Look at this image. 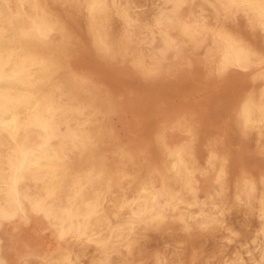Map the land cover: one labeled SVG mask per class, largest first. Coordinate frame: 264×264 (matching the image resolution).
<instances>
[{"label":"bare ground","instance_id":"6f19581e","mask_svg":"<svg viewBox=\"0 0 264 264\" xmlns=\"http://www.w3.org/2000/svg\"><path fill=\"white\" fill-rule=\"evenodd\" d=\"M174 1H176V0H174ZM172 2H173V0H172ZM182 2H184V1L182 0ZM195 2H196V0H195ZM219 2L223 3V6H222V4H221V6L224 7V9H222V8L220 9L218 7V4H220ZM191 5L192 4L184 3L181 11H183V13L185 14V18H186V21L188 23L189 28H191L194 32L199 33L198 35H200L201 33L205 32V29L203 28L202 23H200V22L198 23L196 20V17H195V11H198L197 8H199L200 4L196 8H194V6L197 4H195L194 6H191ZM248 5H250L255 11L254 12L255 16L254 17L252 16L254 18L253 24L255 26V29L263 31L262 35L259 37V36H256L255 34L252 35L251 33H248L247 35L241 34L240 31L239 32L233 31V30H231L233 28L227 29V28H225L224 25H222V27L225 28L226 31L215 32L217 35V37L215 38V42H216L215 49H213L212 52L210 50L211 54L208 52L211 55L210 56L211 58H209L210 64L208 65V67L216 66V69L218 71H221V70L228 68V67L231 68L232 66L233 67L234 66L240 67V68L252 67L254 69V71L252 73V77L255 80L257 78L258 80H261L263 82V84L260 87H257L256 89H254L250 93H247L243 97L239 106L236 104L238 106V116H239V118H237L236 120H238L239 125H241L242 128L244 129L243 131H245L246 128L248 129V127L254 128L258 124L264 123V66H263L264 65V0H216V3L213 4V6L210 5L208 8H206L208 10L205 13L207 16L206 21H208L209 19L213 20V21H217L218 19H221V16L223 17L224 15H226V12L229 11L228 9L231 8L232 6H240V8H241V6H243L242 8H244V6L246 7ZM165 8H166V5H165ZM162 9H164V8H162ZM232 10H233V8H232ZM246 12H247V10H246ZM63 13H66V15H69V16L74 15L76 17H77V15H80V17L86 23L84 26L86 29L84 40H85V44H87L88 46L90 44L89 48L91 49L93 54H94V52H101L107 57H116V56L119 57L120 56L123 58L125 56V58L126 57L128 58L131 66L139 71V74H140V72L143 74L150 73L151 66L153 67L152 64L155 62V61L153 62L154 57H152V55H151V53H153V52L148 53V51H146L147 53H145V54H139V52L132 54L133 53V51H132L133 47L132 48L130 47V49H129L130 43L133 44V41H135L137 38H140L139 37L140 36V30H139V27L137 26V22L140 20L141 15L135 11L133 5L128 3V0H115L113 2V4H111V5H107L105 0H0V229H3V233L0 232V264H27V262H29L30 260L32 262V260H34V259H39L40 264H78V260H79L80 256H82L84 254V249L88 245H93L95 250H96L95 251L97 254V256L95 255L96 256L95 257L96 263H93V264H109V262H104L103 257L108 256L110 254H113L112 251L114 249V246L117 245L116 243L120 240H123V239L125 240V238L130 234V232L133 231L134 226L137 225L138 223H141V222L147 223V224L151 223V225L152 224H158V223L160 224V222L164 221L165 219H166L165 221H168L167 219L171 218V219L180 220L181 223H183V225L185 227H188V229H187L188 231H189L190 225H192V224L199 225L202 227L217 225L220 222L221 214L223 213V208H221L222 206L221 205H220L221 207L214 206L213 203H215V202L213 201V203H212L213 206L208 204L209 206H211V210H206V208H205V206H203V204L196 202L197 201L196 195H193L192 193L189 192V186L190 185H186L185 184L186 182L183 180V178L186 177V175L188 176L189 174H192L193 172H195L197 170V167L195 166V164L193 163V161L191 159L192 152L190 154L189 149H188L189 147L191 148V146L188 145L189 146L188 148L184 146L186 144L171 146L170 149L168 148L169 150L167 151L168 152L167 157H166L165 162L163 161V163H157L155 161L143 162V161H140V158L137 159V158L131 156L133 154L128 155L125 153V155H124V152L121 150L120 147H116V149L114 147V149H115L114 153H116L117 156H119V157H121V156L124 157L123 160L125 162L124 161L123 162L125 164V167L121 171V173L119 172L120 169L118 168L119 173L118 172L116 173V171L114 169H112L113 166L111 167L109 165V162L103 156L106 154L102 155L101 151H103L105 149V145L108 142L110 143L111 138H113L114 136H110L111 133L108 134L105 132L106 127L104 126V124L102 122L103 112L101 110L102 105H104V104L101 105V102H103V101H101L102 99L100 100V98H101L100 94H96V95H99L100 97L95 96L94 91H93V86L88 81L84 80V78H82L83 76H81V75H80L81 77L79 75L77 76L76 75L77 73L74 74L71 70L67 69V67L69 65L67 63L68 62L67 59H69V57H68L69 54L66 55L67 54L68 41H67L66 35L64 34V32L66 30H64V32H62V28H61V26H59L60 21L58 18L59 16L62 17ZM234 14H237V13H234ZM245 15H246V13H245ZM248 15L250 16V14H248ZM69 16H67V17H69ZM236 16H238V15H236ZM226 18H227V16H226ZM234 18H237V17H234ZM63 20H65V18ZM222 20H224V19L222 18ZM245 20L243 21V23L245 22ZM141 22L143 23V21H141ZM172 22H174V21H172ZM78 23H79V21H78ZM83 23H81V24H83ZM204 23H205V21H204ZM218 23H220V22H218ZM232 23H233V21H232ZM62 24H63V22H62ZM143 24H141V25L143 26ZM162 24H164V23H162ZM223 24H224V22H223ZM171 25H173V24H171ZM238 25H241V24H238ZM157 26H159V25H157ZM80 28H81V26H80ZM159 28H161V27H159ZM174 29H175V27H174ZM208 29H210V28H208ZM239 29H241V28H239ZM245 29H247V28H245ZM242 31H243V29H242ZM160 32H158V33H160ZM168 32H169V30H168ZM146 33L147 32H145V34ZM259 34L260 33H258L257 35H259ZM181 35H183L182 32L179 33L178 31L172 30L171 34H169V36L167 37V43H171V45H172V42H174V41L176 43V40L178 39V37L179 38L182 37ZM192 35H194V33ZM198 35H196V36H198ZM73 36H74V34H73ZM155 36H157V35H155ZM53 38H55L56 41L54 42V40H53V42L50 44L47 40L53 39ZM78 38H80V36H78ZM81 39H82V37H81ZM189 39H191V38H189ZM202 39H205V38L203 37ZM75 40H77V38ZM143 40H144V38H143ZM213 40H212V44H213ZM186 41H187V39H186ZM196 41H197V39H196ZM198 41H197V43H198ZM79 43L81 46L82 41H79ZM161 43H162V41H161ZM163 43H164V40H163ZM184 43H185V41H184ZM143 45L147 46L144 43H143ZM76 46H77V44H76ZM198 46H200V45H198ZM73 47H71L70 49H72ZM152 47H150V48H152ZM147 48L148 47H146L145 50H147ZM202 48H203V46H202ZM189 50H192V49L190 48ZM80 51H82V50H80ZM161 51H163V50H161ZM161 51H160V53H164ZM178 52L179 51H176V53H178ZM184 52H185V50H184ZM79 53L80 52H78V54ZM73 54L70 56H73ZM81 54H82V52H81ZM158 55H159V53H158ZM185 55H186V53H185ZM185 55H183L184 56L183 58H185ZM200 56H202V55H200ZM156 58H157V56H156ZM158 58L160 59V57H158ZM194 58H195V55H194ZM205 58H207V57H205ZM163 59H161V60H163ZM180 59L181 58H178L177 60H180ZM84 60L85 59H83V61ZM105 60H107V59H105ZM111 60H112V58H111ZM117 60H118V58H117ZM128 60H127V62H128ZM181 60H180V62H181ZM196 60L198 61V59H196ZM71 61H75V59H73ZM169 61H171L170 58H169ZM111 62L109 60V64H111ZM69 63H70V61H69ZM115 63H117V62L114 61L112 64H115ZM161 63H162V61H161ZM175 63L176 62H174V64ZM205 63H206V61H205ZM73 64H74V62H73ZM89 64H91V63H89ZM95 64H96V62H95ZM98 64H100V63H98ZM192 64H193L192 66H194V63H192ZM66 65H67V67H66ZM84 65H85V63H84ZM119 65H120V61H119ZM100 66L102 67V65H100ZM111 66H110V68H111ZM156 66H157V64H156ZM164 66H165V64L162 65V67H164ZM122 67H123V64H122ZM184 67H186V66H184ZM198 67H200V66H198ZM84 68L86 69V67H84ZM106 68H107V66H106ZM106 68L104 69V71L106 70ZM167 68H169V71H171L170 73H172V75H174L172 70H170V66ZM69 69H70V67H69ZM98 69H99V67H98ZM180 69L181 68H179V70ZM186 69L188 70V67ZM88 70H89V67H88ZM116 70H115V72H116ZM125 70H126V67H125ZM125 70H123V71H125ZM177 70H178V68H177ZM187 70H184V72ZM169 71H168V73H169ZM175 71H176V69H175ZM190 71H191V69H190ZM190 71H187V72H190ZM205 71H206V69H205ZM201 72H203V71L201 70ZM91 73H92V71H91ZM177 73H179V71ZM210 73H211V71H210ZM228 73H229V71H228ZM94 74H91V75H94ZM118 74H117V76H118ZM128 74H130V73H128ZM131 74H132V72H131ZM198 74H199V72H198ZM91 75H90V77H91ZM103 75H104V72H103ZM106 75H107V73H106ZM176 75L178 76V74H176ZM181 75H183V74H180L179 77ZM167 76H169V75L167 74ZM104 77L105 76H103V78ZM149 77H151V76H149ZM162 77H164V76H162ZM169 77H172V76H169ZM137 78L138 77H136V79ZM140 78H141V76H140ZM186 78H187V76H186ZM193 78H194V76H193ZM227 78H229V76ZM113 79L115 80L116 78H113ZM151 79H152V77H151ZM206 79H207V77H206ZM211 79H212V77H211ZM133 80L131 82H135ZM152 80H151V82H152ZM195 80H196V78H195ZM235 80H236V78H235ZM103 82H105V81L101 80V83H103ZM108 83H111V82H108ZM112 83H114V82H112ZM138 83H139V81H138ZM182 83L181 84L184 85V81ZM205 83H206V81H205ZM211 83H213V81ZM93 84H95V83H93ZM132 84L134 85L135 83H132ZM216 84H218V83H216ZM98 85H100V84H98ZM102 85H100V86H102ZM106 85L107 84H105V86ZM125 85H126V83H125ZM160 85L163 86V84H161V83H160ZM205 85L203 83L204 87H205ZM222 85H224V84H222ZM148 86H150V85H147V87ZM172 86H175V85H171V87ZM197 86H199V84ZM225 86L223 88H225ZM233 86H234V84H233ZM236 86H238V85L236 84ZM171 87H170V90H171ZM175 87H176V89H178L177 86H175ZM187 87H189V86H187ZM138 88H140V87H138ZM154 88H157V87H154ZM158 88H160V87L158 86ZM252 88H254V87H252ZM110 89H112V88H110ZM193 89H196V87H194ZM211 89H215V88H211ZM178 90L181 91V89H178ZM184 90H185V85H184ZM187 90H189V89H187ZM220 90H222V89H220ZM127 91H128V89H127ZM134 91H137V90L135 89ZM241 91H243V89ZM103 92H104V94L106 92V90H104V88H103ZM164 92H166V91H164ZM196 92H194V93H196ZM233 92H234V90H233ZM108 93H110V92H108ZM108 93H107V95H108ZM213 93L214 92H212V94ZM223 93H225V90ZM101 95H102V93H101ZM114 95L116 96V94H114ZM118 95L119 94H117V96ZM126 95H127V92H126ZM166 95H167V93H166ZM189 95H190V93H189ZM233 95H234V93H233ZM233 95H231V96H233ZM181 96H183V95H181ZM217 96H218V94H217ZM220 96H222V95L220 94ZM127 97H129V96H127ZM124 98H123V100H125ZM224 98H226V97H224ZM111 99H112V97H111ZM130 99L126 103L130 102ZM135 99H136V97H135ZM135 99H134V101H135ZM192 99H194V98H192ZM211 99H213V98H211ZM214 99H216V98L214 97ZM121 100L119 102H121ZM167 100L164 99V101H167ZM236 100H235V102H236ZM138 101H140V100H138ZM178 101L182 102L183 100L181 101V99H178ZM108 102H109V100H108ZM113 102H114V100H113ZM219 102H221V100ZM135 103H136V101H135ZM194 103H196V102H194ZM209 103H211V101ZM138 104H139V102L136 103V105H138ZM176 104H179V103L176 102ZM191 104H193V102ZM215 104H216V102H215ZM226 104H227V102H226ZM226 104H225V106H226ZM180 105H182V104H180ZM202 105H203V103H202ZM110 106H112V105L110 104ZM120 106H121V104H120ZM120 106H119V109L121 111L122 108H120ZM131 106H133V103ZM163 106H164V104H163ZM174 106L175 105H173V107ZM228 106H230V105H228ZM237 106H236V109H237ZM121 107H123V105ZM198 107H199V105H198ZM205 107H206V105H205ZM135 108H137V107L135 106ZM222 108H223V106H222ZM127 109H128V107H127ZM140 109H141V107H140ZM125 110H124V112H125ZM132 110H133V108H132ZM137 110H139V109H137ZM162 110H164V109H162ZM165 110H166V112H167V110L169 111V109H165ZM198 110H200V109H198ZM208 110H210V109H208ZM228 110H229V108H228ZM179 111H180V109H179ZM189 111H190V109L187 111V113ZM224 111L225 110L223 109V112ZM232 111H234V109ZM235 111L237 112V110H235ZM137 112H140V111H137ZM144 112H145V110H144ZM166 112H162V113H166ZM170 112H167V114ZM184 112H186V111H184ZM202 112L203 111H201V113ZM116 113H117V111H116ZM149 113H151V111ZM113 114L117 115L114 112H113ZM119 114H121V112ZM153 114L154 113H152V115ZM184 114H182L181 116L183 117ZM146 115H147V113H146ZM149 115L150 116H148V117H152L151 114H149ZM178 115H180V114L178 113ZM209 115L211 117V113ZM213 115H214V113H213ZM226 115H227V113H226ZM110 116L112 117L111 114H110ZM166 116L168 117V115H166ZM181 116H180V119H181ZM186 116H189V115H185L184 117H186ZM120 117H122V115ZM218 117L221 118V116H218ZM137 119H138V117H137ZM140 119H143V118H141V116H140ZM207 119H209V116ZM177 120H179V119H177ZM186 120H188V119H186ZM221 120L222 119H220V123L222 122ZM190 121H189V123L191 124ZM143 122L141 121V123H143ZM137 123H138V121H137ZM174 123H175V125H180L181 122L179 123V121H178V122H174ZM109 124H111V121ZM113 124L115 125V123H113ZM217 124H219V121L216 123V125ZM156 125H158V124L156 123ZM228 125H229V123H228ZM136 126L138 127L139 125L136 124ZM185 126H183V127H185ZM233 126L234 125H232V127ZM113 127H115V126H113ZM165 127H167V126H165ZM185 128H187V127H185ZM214 128H215V126H214ZM237 128H238V126H237ZM262 128H264V127H262ZM113 129H115V128H113ZM155 129H157V128H155ZM161 129H163V128H161ZM180 129L182 130L184 128H180ZM203 129L205 130V128H203ZM208 129L209 128L207 127V130ZM255 129H256V127H255ZM259 129H260V127H259ZM184 130H186V129H184ZM184 130H182V131H184ZM229 130H230V128H229ZM114 131H116V130H114ZM158 131H159V129H158ZM163 131L165 132V128L163 129ZM211 131H212V129H211ZM243 131L241 130L242 133H243ZM171 132H173V131H171ZM203 132H205V131H203ZM246 132H247V130H246ZM114 133H116V132H114ZM118 133H119V131H118ZM159 133H160V131H159ZM205 133L208 134L207 132H205ZM214 133H216V132L214 131L213 135H214ZM227 133H229L228 130H227ZM198 134L201 135V133H198ZM206 134H205V136H206ZM231 134H233V133H231ZM253 134H254V131H253ZM256 134H257V132H256ZM256 134H255V136H256ZM213 135L210 134V136H212V137H213ZM262 135H264V134L262 133ZM262 135H261V137H262ZM201 136L203 137L204 133ZM214 136H217V135H214ZM223 136H222V139H223ZM246 136L248 137L249 135H246ZM251 136H250V139L252 140ZM152 137H153V135H152ZM231 137H232V135H231ZM257 137H259V136H257ZM122 138L126 141L125 137H122ZM193 138H197V137H195V135H194ZM123 139H122V141H123ZM136 139H137V137H136ZM147 139L149 140L148 137H147ZM151 139H153V138H151ZM172 139H173V137H172ZM202 139H203V141H205L204 138H201V140ZM227 139H225V140H227ZM238 139H239V137H238ZM246 139H248V138H246ZM250 139H249V141H250ZM114 140H112V141L116 142V140L115 141ZM118 140H119V138H118ZM131 141L132 140H130V142ZM134 141H135V138H134ZM144 141L146 142V140H144ZM162 141H164V140H162ZM166 141H168V140H166ZM203 141H202V143H203ZM127 142H128V140H127ZM171 142H173V141H171ZM215 142H217V141H215ZM219 142L217 144H219ZM229 142H230V140H229ZM255 142H253V143L256 144ZM262 142L263 141H259V143H262ZM238 143H239V141H238ZM123 144H125V143H123ZM131 144H134V142H132ZM206 144H209V141H208V143H206V141H205L204 146ZM229 144L231 145V144H233V142H231ZM121 145L122 144H120V146ZM129 145H130V143H129ZM129 145H128V148L131 147ZM256 145H258V144H256ZM198 146L199 145H197L196 147H198ZM220 146H222V145H220ZM226 146H227V143H226ZM243 146H245V144ZM132 147L134 148L135 145H133ZM137 147H139V146H137ZM153 148H154V146H153ZM157 148H158V145H157ZM243 148H241V149H243ZM247 148H249V147H247ZM250 148H252V147H250ZM253 148H255V147H253ZM263 148H264V146H263ZM217 149H219V148H217ZM223 149H226V148H223ZM236 149H237V147H236ZM130 150H132V149H130ZM135 150L137 152V149H135ZM165 151H166V149H165ZM228 151H230V150H228ZM129 152H131V151H129ZM142 152H146V150L142 151ZM147 153H148V151H147ZM201 154H203V153H201ZM211 154H212V152H211ZM254 154L256 155V153H254ZM136 155L140 156L139 154H136ZM205 155H206V153H205ZM207 155H208V153H207ZM230 155H231V153H230ZM250 155H252V154H250ZM113 156H115V155H113ZM195 156H197V155H195ZM201 156H200V158H202ZM235 156H236V154H235ZM256 156H260V155H256ZM225 158H226V155H225L224 159ZM234 158L236 159V157H234ZM237 158H238V156H237ZM195 159H196V157H195ZM206 159H209V158H206ZM206 159H205V161H206ZM201 160H203V159H200V161ZM242 160H243V158H242ZM118 161H119V163H121L120 159ZM208 161L210 162L212 160L210 159ZM243 161L245 162L246 160L244 159ZM262 161H264V160H262ZM262 161L257 160V162H260V163ZM224 162H225V160H224ZM226 162H227V160H226ZM208 164L209 163H207V165ZM245 164H246V162H245ZM213 165H215V164H213ZM118 166L119 165H117L116 167H118ZM215 166H213V169ZM219 166H218V169H220ZM200 167H202V166H200ZM120 168H122V167H120ZM203 168H205V167H203ZM226 168H227V166H226ZM206 169H208V167ZM236 170H238V169H236ZM231 171H233V170H231ZM235 171H233V172H235ZM241 171H243V170H241ZM244 171H246L245 168H244ZM217 173H218L217 175H219V177L221 175H223V173L221 172V169H220V171H217ZM237 173H236V175H237ZM252 173L253 172H251V174ZM228 174H229V171H228ZM246 174H248V173H246ZM226 176H227V174H226ZM248 176H249V174H248ZM253 176H256V175H253ZM253 176H251V177H253ZM234 177H236V176H234ZM122 178H123V180H121ZM216 178H215V180H216ZM224 178H226V177H224ZM240 178H238V179H240ZM193 179H195V177ZM196 180H198V179H196ZM122 181L125 184H123V183L121 184ZM216 181H218V180H216ZM227 181H228V178H227ZM231 181H230V183H231ZM253 181H254V179H253ZM214 183H217V182H214ZM220 183H222V181ZM249 183H250L249 178L244 177L241 180V182L238 184L239 185L238 186L239 193L236 192L237 190L235 188V190H236L235 192L237 194H239L235 199H238L239 196L240 197H246L247 200L248 199L249 200L257 199L256 201L259 202V204H260L259 208L258 207L257 208L260 210L261 216L264 218V183H261L258 186V188L255 186L257 189H254L252 186L249 185ZM255 183H257V181ZM231 184H233V182ZM257 184H259V183H257ZM252 185H253V183H252ZM191 187H195V186H193L191 184ZM197 189H198V187H197ZM219 189L220 190L217 193V196L220 193H222L221 191L223 188L220 187ZM225 189H226V187H225ZM117 192H118V194H117ZM224 192H226V191H224ZM212 193H216V192H212ZM198 196H199V194H198ZM222 197L227 198L229 196H227V197L222 196ZM219 198L220 197H218L217 199H219ZM208 200H210V199H208ZM238 200H241V198ZM250 203L252 205V202H250ZM239 205L240 204H238L237 207H240ZM242 205H244V204L242 203ZM245 205H247V204H245ZM254 206H255V204H254ZM112 207L114 209V210L112 209L114 212L112 213V211H110L111 212V214H110L108 211ZM250 207H252V206H250ZM229 208H230V206H229ZM209 209H210V207H209ZM227 211H228V209H227ZM236 211H238V210H236ZM236 211H235V213H237ZM251 213L252 212H250V214ZM246 214H247V212H246ZM258 214H259V212H258ZM240 215H242V214H240ZM251 215H250V218L253 216V215L252 216ZM229 216H230V214H229ZM236 216L238 217L239 215L237 214ZM243 216H245V215H243ZM113 218H115L118 221L116 224L113 223V221L115 220V219L113 220ZM171 219H169V220H171ZM252 219H253V217H252ZM234 220H236V219H234ZM256 220H257V218H256ZM242 222H244V221H242ZM260 222H262V221H260ZM175 223H173V224H175ZM27 224L29 226L27 229H25L24 226ZM240 224H241V222H240ZM256 224H253V225H256ZM140 225H142V224H140ZM183 225H181V226L183 227ZM155 226L153 228H155ZM223 226H224V224H223ZM243 226L244 225H242V227ZM251 227H253V226H251ZM256 227H258V229ZM256 227L255 228L257 230L255 231L256 232L255 236L252 237L253 240H251V241H253V244H255L256 246H258L260 243L259 241H261V245L259 246L260 252H261L260 257L261 256L264 257V220H263V223L261 225L256 226ZM8 228L10 229L11 232H9V231L4 232V230L8 229ZM172 228L173 227H171V229ZM161 229H162V227H161ZM171 229H168V230H171ZM239 229H240V227H239ZM134 230L136 231L135 228H134ZM172 230H174V229H172ZM176 230H177V228H176ZM178 230H180V229L178 228ZM159 231H160V229H159ZM221 231H222V229H221ZM232 231H233V227H232ZM46 232H47L46 237L49 236V238H47V240L44 241L42 237H43V234ZM160 232H162V231H160ZM166 232H167V230H166ZM133 233H135V232H133ZM140 233H142V231ZM150 233H151V231H150ZM183 233H186V232L183 231ZM225 233H226V231H225ZM147 234H149V232ZM172 236H169V237H172ZM185 236H186V234H185ZM147 237H149V236H147ZM173 238L174 237H172V239ZM239 238H241V237L239 236ZM142 239H144V238H142ZM145 239L147 240L149 238L145 237ZM199 239L200 238H198V240ZM242 239H244V238H242ZM69 240H74L75 243H76V241L79 242L80 247H78L77 250H74L73 248H72L73 250H71V248L64 247L63 244L68 242ZM175 240L177 241V239H175ZM170 241H171V239H170ZM183 241L185 242V240H183ZM141 242H144V241H141ZM171 242H173V241H171ZM166 243H167V240H166ZM166 243H164V244L166 245ZM193 243L195 244V242H193ZM134 244L136 246V243H134ZM229 244H230V242H229ZM125 245L127 246L126 243H125ZM128 245H130V243ZM174 245H172V246H174ZM142 246L143 245H141V247ZM145 246H147L146 243H145ZM199 246H200V244H199ZM94 248H92V249H94ZM204 248L205 247L203 246V249ZM233 248L231 246L232 250H233ZM88 249L89 248H87V250ZM119 249H120V247H119ZM211 249H214V248H211ZM137 250H139V249H137ZM157 250H155V252H157ZM237 250L240 251V249H237ZM237 250H235V251H237ZM255 250H256V247H255ZM151 251H149V252H151ZM204 251L208 252L209 250L208 251L204 250ZM235 251H233V252H235ZM145 252H146V250H145ZM186 252H187V250H186ZM218 252H219V250H218ZM228 252H229V250H228ZM87 253H90V252H87ZM117 253H119V252H117ZM117 253H115V254H117ZM140 253H141V251H140ZM160 253H163V252L160 251ZM185 253H184V255H185ZM201 253H202V251H201ZM209 253L210 252H208V254ZM122 254L120 255V257L122 256ZM218 254H221V253L219 252ZM237 255H235V256H237ZM112 256L114 257V255H112ZM141 256H142V254H141ZM93 257H94V255H93ZM132 257H133V255H132ZM148 257L149 256H147L145 258H148ZM155 257L156 256H154L153 258L155 259ZM215 257H217V256H215ZM233 257H234V255H233ZM109 258H111V257H109ZM159 258H157L158 263H160ZM174 258H175V256H174ZM174 258H172L170 261L173 260V262H174ZM227 258H229V257H227ZM151 259H152V257H151ZM154 259H152L151 261H153ZM207 259H208V257L206 258V260ZM218 259H220V258H218ZM116 260H118V259H116ZM139 260H142V259H139ZM145 260H147V259H145ZM160 260H161V258H160ZM224 260H226V259H224ZM80 261L82 262V260H79V262ZM113 261H115V260H113ZM135 261H137V260L135 259ZM207 261H209V260H207ZM217 261H219V260H217ZM197 262H198V259H197ZM242 262L240 263V258L237 257V264H242ZM154 263H157V262H154ZM191 263H193V261H191ZM29 264H33V263H29ZM140 264H142V263H140Z\"/></svg>","mask_w":264,"mask_h":264},{"label":"rangeland","instance_id":"374dc122","mask_svg":"<svg viewBox=\"0 0 264 264\" xmlns=\"http://www.w3.org/2000/svg\"><path fill=\"white\" fill-rule=\"evenodd\" d=\"M115 0H105V2H106V4L107 5H111V4H113V2H114ZM151 1V2H150ZM184 2H182V0H176V1H174L173 0V2H172V0H128V3L129 4H131V5H133V7H134V9H135V11L136 12H138L140 15H141V17H140V20L141 21H143V23L140 21H138L137 22V26L139 27V30H140V38H137L135 41H133V44L132 43H130V46H129V49H130V47L133 49H131L132 51H133V53L132 54H134V53H138L139 52V54H145V53H147L146 51H148V53H151V52H153V53H151V55H152V57H154V60H153V67L151 66V71H150V73H148V74H143V73H141L140 72V74H139V71L137 70V69H135V68H133L132 66H131V64H130V62H129V60H128V58L126 59L125 58V56L122 58V57H107V56H105L103 53H101V52H94V54H93V52L91 51V49L89 48L90 47V44H89V46L87 45V44H85V40H84V36H85V32H86V29H85V22L83 21V19L80 17V15H77V17L76 16H74V15H66V13H63L62 14V17H58L59 18V26H61V28H62V32H64V30H66L65 32H64V34L66 35V38H67V41H68V47H67V54L66 55H68V57H69V59H67V63L69 64H67L68 65V67H67V65H66V67H67V69L68 70H71L74 74H76L77 76L79 75H81V76H83L82 78H84V80H86V81H88L92 86H93V91H94V94H95V96H97V97H100L101 96V98H100V100L101 101H103V102H101V105L102 104H104V105H102V112H103V119H102V122H103V124H104V126L106 127V133H108V134H110V136H114L113 138H111V140H110V143L108 142L106 145H105V149L103 150V151H101V153H102V155L103 154H106V155H103L104 156V158L109 162V165L112 167V169H114L115 171H116V173L118 172V168L120 169V173H121V171L124 169V167H125V164H124V160H123V156H121V157H119V156H117V154L116 153H114V151H115V149H116V147H120L121 148V150L124 152V155H125V153L126 154H128V155H131V154H133V155H131V156H133V157H135V158H140V161H143V162H153V161H155V162H157V163H163V161L165 162V160H166V157H167V151L170 149V147L171 146H174V145H184V144H186V145H184L185 147H189V146H191V148L189 147L188 149H189V152H190V154H191V152H192V156H191V159H192V161H193V163L195 164V166L197 167V170L195 171V172H193L192 174H189L188 176L186 175V177H184L183 178V180L186 182L185 184L186 185H190L189 186V192L190 193H192L193 195H196V199H197V201L196 202H199V203H201V204H203V206H205V208H206V210H211V206H219V207H221V208H223V213L221 214V220H220V222L217 224V225H214V226H206V227H202V226H199V225H195V224H192V225H190V227H189V231L187 230L188 229V227H185L184 225H183V223H181V221L180 220H176V219H171V218H168L167 220L168 221H162V222H160V224L158 225V224H152L151 225V223H143V222H141V223H138L137 225H135L134 226V228L136 229V231L134 230V228H133V231H131L130 232V234L125 238V240L123 239V240H120V241H118L116 244L117 245H115L114 246V249H113V251H112V253L113 254H110V255H108V256H104L103 257V260H104V262H109V264H134L135 262V264H140V263H142V264H144L145 262V264H148L152 259H154L153 257L154 256H156L155 257V259L153 260V261H151L150 263L151 264H153L154 262H157L158 263V260H157V258H161V260H160V258H159V262L160 263H158V264H237V257H239L240 258V263L242 262V264L244 263V264H264V257H260V255H261V252H260V245H261V241H259L260 243H259V245L258 246H256L255 244H253V241H251V240H253V238L252 237H254L255 236V231L258 229V227H256V226H259V225H261L262 223H263V220H264V218L261 216V213H260V210L258 209L259 208V202H257L256 200L257 199H255V200H247V198L246 197H240L239 196V198L238 199H240L241 198V200H238V199H235L239 194H237V193H239V188H238V184L241 182V180L244 178V177H246V178H249L250 179V183H249V185L250 186H252L254 189H257L258 188V186L261 184V183H264V161H262V160H264V148H263V146H264V135H262V133L264 134V128H262V127H264V123H260V124H258L257 126H255L256 127V129H255V127L254 128H251V127H248V129L246 128L245 129V131H243L244 129L242 128V126L241 125H239V123H238V120H236L237 118H239V116H238V106H239V104H240V102L242 101V99H243V97L247 94V93H250L251 91H253L254 89H256L257 87H260L262 84H263V82L261 81V80H258L257 78H256V80L252 77V73H253V71H254V69L252 68V67H247V68H240V67H228V68H225V69H223V70H221V71H218L217 69H216V66H212V67H208V65L210 64V60H209V58H211L210 56V54H211V52H212V50L213 49H215V45H216V42H215V38L217 37V35H216V33L215 32H219V31H221V32H224V31H226V29L225 28H227V29H231V28H233V29H231V30H233V31H240V33L241 34H248V33H251L252 35H256V36H261L262 35V33H263V31H261V30H257V29H255V26H254V16H255V11H254V9L250 6V5H248V6H244V8H242L243 6H241V8H240V6H232L231 8H229L228 10L232 13H230L229 11H227L226 12V15H224L223 17L221 16V19H218L217 21H213V20H208V21H206L207 20V16H206V12H207V10L208 9H206V8H208L210 5H212L213 6V4H215L216 3V0H196V2H195V0H183ZM199 3H198V2ZM213 3H212V2ZM191 2V3H190ZM203 2V3H202ZM164 3V4H163ZM184 3H187V4H192L191 6H194L195 4H197V5H195L194 6V8H196L199 4V8H197V10L198 11H195V17H196V20H197V22L199 23H202V26H203V28L205 29V32L204 33H201L200 35H198L199 33H196V32H194L191 28H189V26H188V23H187V21H186V18H185V14L183 13V11H181L182 10V6H183V4ZM211 3V4H210ZM220 3V2H219ZM147 4V5H146ZM161 4V5H160ZM204 4V5H203ZM221 4H222V6H223V3L221 2L220 4H218V7L221 9H224V7H222L221 6ZM149 5V6H148ZM165 5H166V8H165ZM168 5V6H167ZM177 5V6H176ZM180 5V6H179ZM146 6V7H145ZM164 6V7H163ZM201 6V7H200ZM203 7V8H202ZM205 7V8H204ZM239 7V8H238ZM149 8V9H148ZM162 8H164V9H162ZM174 8V9H173ZM180 8V9H179ZM232 8H233V10H232ZM202 9V10H201ZM241 9V10H240ZM243 9V10H242ZM169 10V11H168ZM174 10V11H173ZM176 10V11H175ZM246 10H247V12H246ZM172 11V12H171ZM168 12V13H167ZM172 14H170V13ZM175 12V13H174ZM202 12V13H201ZM252 12V13H251ZM182 13V14H181ZM234 13H237V14H234ZM245 13H246V15H245ZM166 14V15H165ZM197 14V15H196ZM248 14H250V16L248 15ZM61 15V14H60ZM146 15V16H145ZM171 15V16H170ZM184 15V16H183ZM203 15V16H202ZM229 15V16H228ZM236 15H238V16H236ZM241 15V16H240ZM245 15V16H244ZM248 15V16H247ZM67 16H69V17H67ZM143 16V17H142ZM200 16V17H199ZM226 16H227V18H226ZM232 16V17H231ZM240 16V17H239ZM247 16V17H246ZM253 16V17H252ZM184 17V18H183ZM234 17H237V18H234ZM243 17V18H242ZM62 18V19H61ZM65 18V20H63ZM150 18V19H149ZM159 18V19H158ZM165 18V19H164ZM168 18V19H167ZM172 18V19H171ZM206 18V19H205ZM222 18L224 19V20H222ZM80 19V20H79ZM146 19V20H145ZM151 21H149V20ZM233 19V20H232ZM238 19V20H237ZM246 19V20H245ZM249 19V20H248ZM252 19V20H251ZM169 20V21H168ZM205 21V23H204V21ZM226 20V21H225ZM237 20V21H236ZM245 20V22L247 23H243V21ZM63 22V24H62V22ZM67 21V22H66ZM72 21V22H71ZM78 21H79V23H78ZM84 23H83V22ZM154 21V22H153ZM156 21V22H155ZM172 21H174V22H172ZM224 22V24H223V22ZM232 21H233V23H232ZM253 21V22H252ZM83 23V24H81V23ZM147 24H146V23ZM186 22V23H185ZM218 22H220V23H218ZM229 22V23H228ZM68 23V24H67ZM75 23V24H74ZM162 23H164V24H162ZM186 25H185V24ZM211 23V24H210ZM250 23V24H249ZM67 24V25H66ZM141 24H143V26L141 25ZM171 24H173V25H171ZM175 24V25H174ZM207 26H206V25ZM213 24V25H212ZM238 24H241V25H238ZM65 25V26H64ZM73 27H72V26ZM146 25V26H145ZM148 25V26H147ZM157 25H159V26H157ZM162 25V26H161ZM167 25V26H166ZM218 25V26H217ZM222 25H224L225 26V28H223L222 27ZM243 25V26H242ZM80 26H81V28H80ZM152 26V27H151ZM166 26V27H165ZM181 26V27H180ZM213 26V27H212ZM83 27V28H82ZM141 27V28H140ZM159 27H161V28H159ZM174 27H175V29H174ZM210 28V29H208V28ZM247 28V29H245V28ZM79 28V29H78ZM147 28V29H146ZM154 28V29H153ZM177 28V29H176ZM219 28V29H218ZM221 28V29H220ZM235 28V29H234ZM239 28H241V29H239ZM144 29V30H143ZM156 29V30H155ZM159 29V30H158ZM207 29V30H206ZM212 29V30H211ZM218 29V30H217ZM225 29V30H224ZM238 29V30H237ZM242 29H243V31H242ZM168 30H169V32H168ZM172 30H174V31H178L179 33H183V35H181L182 37L181 38H179L178 37V39L176 40V43H175V41L174 42H172V45H171V43H167V37L169 36V34H171V32H172ZM215 30V31H214ZM71 31V32H70ZM144 31V32H143ZM150 31V32H149ZM162 33H161V32ZM212 31V32H211ZM145 32H147L146 34H145ZM158 32H160V33H158ZM191 32V33H190ZM157 33V34H156ZM194 33V35H192ZM196 33V34H195ZM207 33V34H206ZM258 33H260L259 35H257ZM73 34H74V36H73ZM80 34V35H79ZM163 34V35H162ZM167 34V35H166ZM210 34V35H209ZM214 34V35H213ZM155 35H157V36H155ZM166 35V36H165ZM188 35V36H187ZM196 35H198V36H196ZM203 35V36H202ZM208 35V36H207ZM78 36H80V38H78ZM187 36V37H186ZM200 36V37H199ZM71 37V38H70ZM81 37H82V39H81ZM159 37V38H158ZM166 37V38H165ZM197 37V38H196ZM200 39H199V38ZM205 38V39H202V38ZM210 37V38H209ZM77 38V40H75ZM143 38H144V40H143ZM189 38H191V39H189ZM195 38V39H194ZM181 39V40H180ZM186 39H187V41H186ZM196 39H197V41H198V43H197V41H196ZM214 39V40H213ZM53 40H54V42L56 41L55 40V38H53V39H49V40H47L50 44L53 42ZM163 40H164V43H163ZM212 40H213V44H212ZM79 41H82V43H81V46H80V43H79ZM161 41H162V43H161ZM184 41H185V43H184ZM137 43V44H136ZM143 43L145 44V45H147V46H144L143 45ZM154 43V44H153ZM206 43V44H205ZM76 44H77V46H76ZM136 44V45H135ZM180 44V45H179ZM185 44V45H184ZM188 44V45H187ZM190 44V45H189ZM140 45V46H139ZM151 45V46H150ZM154 45V46H153ZM157 45V46H156ZM198 45H200V46H198ZM205 45V46H204ZM213 45V46H212ZM70 46V47H69ZM74 46V47H73ZM84 46V47H83ZM138 48H137V47ZM144 46V47H143ZM153 46V47H152ZM156 46V47H155ZM159 46V47H158ZM179 46V47H178ZM181 46V47H180ZM187 46V47H186ZM202 46H203V48H202ZM71 47H73L72 49H70ZM76 47V48H75ZM83 47V48H82ZM140 47V48H139ZM146 47H148L147 48V50H145L146 49ZM150 47H152V48H150ZM158 47V48H157ZM166 47V48H165ZM177 47V48H176ZM210 49H209V48ZM89 48V49H88ZM150 48V49H149ZM165 48V49H164ZM192 49V50H189V49ZM195 48V49H194ZM88 49V50H87ZM136 51H135V50ZM139 49V50H138ZM154 49V50H153ZM157 51H156V50ZM198 49V50H197ZM203 49V50H202ZM205 49V50H204ZM75 50V51H74ZM80 50H82V51H80ZM142 50V51H141ZM161 50H163V51H161ZM170 50V51H169ZM184 50H185V52H184ZM201 50V51H200ZM210 50H211V52H210ZM89 51V52H88ZM144 51V52H143ZM160 51L161 52H164V53H160ZM176 51H179L178 53H176ZM181 51V52H180ZM189 51V52H188ZM195 51V52H194ZM197 51V52H196ZM199 51V52H198ZM77 52V53H76ZM78 52H80L79 54H78ZM81 52H82V54H81ZM88 54H87V53ZM167 52V53H166ZM174 52V53H173ZM194 52V53H193ZM204 52V53H203ZM207 52V53H206ZM210 54H209V53ZM74 53V54H73ZM100 53V54H99ZM158 53H159V55H158ZM166 53V54H165ZM176 53V54H175ZM182 55H181V54ZM185 53H186V55H185ZM73 54V56H70V55H72ZM155 56H154V55ZM178 54V55H177ZM84 57H82V56ZM100 55V56H99ZM177 55V56H176ZM183 55H185V58H183L184 56ZM188 55V56H187ZM194 55H195V58H194ZM200 55H202V56H199ZM206 55V56H205ZM156 56H157V58H156ZM166 56V57H165ZM67 57V56H66ZM67 57V58H68ZM74 57V58H73ZM79 57V58H78ZM95 57V58H94ZM102 57V58H101ZM106 57V58H105ZM158 57H160V59L158 58ZM168 57V58H167ZM172 57V58H171ZM174 57V58H173ZM177 57V58H176ZM205 57H207V58H205ZM85 59L84 61H83V59ZM111 58H112V60H111ZM117 58H118V60H117ZM156 58V59H155ZM164 58V59H163ZM169 58L171 59V61H169ZM178 58H183L182 60H181V62H180V60H177ZM205 58V59H204ZM73 60V59H75V61H71V60ZM105 59H107V60H105ZM161 59H163V60H161ZM168 59V60H167ZM189 59V60H188ZM191 59V60H190ZM196 59H198V61L196 60ZM208 59V60H207ZM80 60V61H79ZM90 60V61H89ZM102 60V61H101ZM109 60H110V62H111V64H109ZM127 60H128V62H127ZM174 60V61H173ZM186 62H185V61ZM69 61H70V63H69ZM78 61V62H77ZM92 61V62H91ZM105 63H104V62ZM117 62V63H115V64H112L113 62ZM119 61H120V65H119ZM158 61V62H157ZM161 61H162V63H161ZM178 61V62H177ZM191 63H190V62ZM193 61V62H192ZM205 61H206V63H205ZM208 61V62H207ZM73 62H74V64H73ZM95 62H96V64H95ZM172 62V63H171ZM174 62H176L175 64H174ZM84 63H85V65H84ZM88 63V64H87ZM89 63H91V64H89ZM98 63H100V64H98ZM123 64V67H122V64ZM126 63V64H125ZM165 64V66L164 67H162V65H164ZM167 63V64H166ZM171 63V64H170ZM185 63V64H184ZM192 63H194V66H192L193 64ZM94 64V65H93ZM107 64V65H106ZM109 64V65H108ZM118 64V65H117ZM125 64V65H124ZM156 64H157V66H156ZM189 64V65H188ZM207 64V65H206ZM75 65V66H74ZM80 65V66H79ZM82 65V66H81ZM84 65V66H83ZM87 65V66H86ZM97 65V66H96ZM100 65H102V67L100 66ZM112 65V66H111ZM130 67H129V66ZM178 67H177V66ZM206 65V66H205ZM94 66V67H93ZM106 66H107V68H106ZM110 66H111V68L113 69H111L110 68ZM118 66V67H117ZM126 67V70H125V67ZM170 66V70H172V72H173V74L174 75H172V73H170L171 71H169V68H167V67H169ZM172 66V67H171ZM184 66H186V67H184ZM193 68H192V67ZM197 66V67H196ZM198 66H200V67H198ZM264 66V65H263ZM69 67H70V69H69ZM84 67H86V69L84 68ZM88 67H89V70H88ZM93 67V68H92ZM97 67V68H96ZM98 67H99V69H98ZM188 67V70L186 69ZM196 67V68H195ZM85 70H84V69ZM92 68V69H91ZM103 70H102V69ZM106 68V70L104 71V69ZM115 68V69H114ZM121 68V69H120ZM128 68V69H127ZM130 68V69H129ZM176 69V71L178 72L179 71V73H177L176 71H175V69ZM177 68H178V70H177ZM179 68H181L180 70H179ZM77 69V70H76ZM91 69V70H90ZM110 69V70H109ZM118 71H117V70ZM132 69V70H131ZM165 69V70H164ZM174 69V70H173ZM190 69H191V71H190ZM205 69H206V71H205ZM214 69V70H213ZM232 69V70H231ZM94 70V71H93ZM97 70V71H96ZM110 72H109V71ZM115 70H116V72H115ZM123 70H125V71H123ZM167 70V71H166ZM184 70H187V71H190V72H187V71H185L184 72ZM201 70L203 71V72H201ZM208 70V71H207ZM227 70V71H226ZM75 71V72H74ZM84 71V72H83ZM86 71V72H85ZM91 71H92V73H91ZM122 71V72H121ZM168 71H169V73H168ZM175 71V72H174ZM210 71H211V73H210ZM218 71V72H217ZM228 71H229V73H228ZM232 71V72H231ZM234 71V72H233ZM81 74H80V73ZM83 72V73H82ZM103 72H104V75H103ZM112 72V73H111ZM115 72V73H114ZM127 72V73H126ZM131 72H132V74H131ZM159 72V73H158ZM181 72V73H180ZM195 72V73H194ZM198 72H199V74H198ZM206 72V73H205ZM222 72V73H221ZM237 72V73H236ZM79 73V74H78ZM95 73V74H94ZM99 73V74H98ZM106 73H107V75H106ZM119 73V74H118ZM128 73H130V74H128ZM137 73V74H136ZM157 73V74H156ZM187 73V74H186ZM218 73V74H217ZM228 73V74H227ZM231 73V74H230ZM91 74H94V75H91ZM114 74V75H113ZM116 74V75H115ZM117 74H118V76H117ZM126 74V75H125ZM160 74V75H159ZM167 74L169 75V76H172V77H169V76H167ZM176 74H178V76L176 75ZM180 74H183V75H181L180 77H179V75ZM191 76H189V75ZM196 74V75H195ZM230 74V75H229ZM239 74V75H238ZM90 75H91V77H90ZM101 75V76H100ZM145 75V76H144ZM147 75V76H146ZM194 76V78H193V76ZM216 75V76H215ZM222 75V76H221ZM224 75V76H223ZM235 75V76H234ZM239 77H238V76ZM80 76V77H81ZM98 76V77H97ZM103 76H105L104 78H103ZM111 76V77H110ZM140 76H141V78L143 79H141L140 78ZM144 76V77H143ZM149 76H151L152 77V79H151V77H149ZM162 76H164V77H162ZM166 76V77H165ZM183 76V77H182ZM186 76H187V78H186ZM200 78H199V77ZM229 76V78H227ZM233 76V77H232ZM136 77H138L137 79H136ZM159 77V78H158ZM178 77V78H177ZM202 77V78H201ZM206 77H207V79H206ZM211 77H212V79H211ZM221 77V78H220ZM100 78V79H99ZM112 80H111V79ZM113 78H116L115 80L113 79ZM129 78V79H128ZM147 78V79H146ZM185 78V79H184ZM195 78H196V80H195ZM223 78V79H222ZM235 78H236V80H235ZM95 79V80H94ZM105 79V80H104ZM110 79V80H109ZM134 79V80H133ZM140 79V80H139ZM160 79V80H159ZM190 79V80H189ZM214 79V80H213ZM217 79V80H216ZM229 79V80H228ZM99 80V81H98ZM101 80L102 81H105V82H103V83H101ZM114 80V81H113ZM135 81V82H131V81ZM151 80H152V82H151ZM163 80V81H162ZM182 80V81H181ZM186 80V81H185ZM195 80V81H194ZM233 80V81H232ZM114 82V83H108V82ZM116 81V82H115ZM118 81V82H117ZM121 81V82H120ZM128 81V82H127ZM138 81H139V83H138ZM147 81V82H146ZM177 81V82H176ZM181 81V82H180ZM184 81V85H185V90H184V85H182L183 82ZM204 81V82H203ZM205 81H206V83H205ZM213 81V83L215 84H213V83H211ZM219 81V82H218ZM230 81V82H229ZM145 82V83H144ZM149 82V83H148ZM158 82V83H157ZM163 82V83H162ZM186 82V83H185ZM194 84H193V83ZM202 82V83H201ZM246 82V83H245ZM248 82V83H247ZM258 82V83H257ZM262 82V83H261ZM93 83H95V84H93ZM97 83V84H96ZM125 83H126V85H125ZM131 85H130V84ZM132 83H135L134 85L132 84ZM144 83V84H143ZM160 83L161 84H163V86L162 85H160ZM182 83V84H181ZM203 83H204V85H205V87L203 86ZM209 83V84H208ZM216 83H218V84H216ZM228 83V84H227ZM231 83V84H230ZM238 85V86H236V84ZM98 84H100V85H102V86H100V85H98ZM105 84H107L106 86H105ZM128 84V85H127ZM138 84V85H137ZM146 84V85H145ZM157 84V85H156ZM169 84V85H168ZM189 84V85H188ZM192 84V85H191ZM199 84V86H197ZM208 84V85H207ZM222 84H224V85H222ZM227 84V85H226ZM233 84H234V86H233ZM244 84V85H243ZM246 84V85H245ZM111 85V86H110ZM122 85V86H121ZM133 85V86H132ZM143 85V86H142ZM147 85H150V86H148L147 87ZM168 85V86H167ZM171 85H175V86H177V88L178 89H181V91L180 90H178V89H176V87L175 86H172L171 87ZM181 85V86H180ZM189 86V87H187V86ZM191 85V86H190ZM219 85V86H218ZM226 85V86H225ZM100 86V87H99ZM110 88H112V89H110ZM127 86V87H126ZM129 86V87H128ZM145 86V87H144ZM158 86L160 87V88H158ZM162 86V87H161ZM202 86V87H201ZM225 86V88H223ZM236 86V87H235ZM241 86V87H240ZM102 87V88H101ZM138 87H140V88H138ZM144 87V88H143ZM154 87H157V88H154ZM170 87H171V90H170ZM194 87H196V89H193ZM217 87V88H216ZM234 87V88H233ZM252 87H254V88H252ZM98 88V89H97ZM103 88H104V90H106V92H105V94H104V92H103ZM143 88V89H142ZM150 88V89H149ZM173 88V89H172ZM211 88H215V89H211ZM222 89V90H220V89ZM233 88V89H232ZM238 88V89H237ZM109 91H108V90ZM127 89H128V91H127ZM133 91H132V90ZM137 90V91H134V90ZM166 89V90H165ZM187 89H189V90H187ZM219 89V90H218ZM227 89V90H226ZM243 89V91H241ZM120 92H119V91ZM143 90V91H142ZM161 90V91H160ZM184 90V91H183ZM187 90V91H186ZM224 90H225V93H223L224 92ZM233 90H234V92H233ZM239 90V91H238ZM164 91H166V92H164ZM176 91V92H175ZM197 91V92H196ZM229 91V92H228ZM249 91V92H248ZM108 92H110V93H108ZM113 92V93H112ZM126 92H127V95H126ZM132 92V93H131ZM178 92V93H177ZM188 92V93H187ZM194 92H196V93H194ZM212 92H214L213 94H212ZM101 93H102V95H101ZM107 93H108V95H107ZM161 93V94H160ZM166 93H167V95H166ZM170 93V94H169ZM177 93V94H176ZM189 93H190V95H189ZM198 93V94H197ZM207 93V94H206ZM223 93V94H222ZM233 93H234V95H233ZM241 93V94H240ZM243 93V94H242ZM96 94H100V96L99 95H96ZM114 94H116V96L114 95ZM117 94H119L118 96H117ZM129 94V95H128ZM192 94V95H191ZM217 94H218V96H217ZM220 94L222 95V96H220ZM111 95V96H110ZM132 95V96H131ZM165 95V96H164ZM181 95H183V96H181ZM187 95V96H186ZM211 95V96H210ZM231 95H233V96H231ZM127 96H129V97H127ZM200 96V97H199ZM217 96V97H216ZM111 97H112V99L114 100V102H113V100L111 99ZM119 97V98H118ZM125 97V98H124ZM135 97H136V99H135ZM171 97V98H170ZM188 99H187V98ZM197 97V98H196ZM214 97L216 98V99H214ZM224 97H226V98H224ZM115 98V99H114ZM123 98L125 99V100H123ZM131 98V99H130ZM181 99V101L182 102H180V101H178V99ZM186 98V99H185ZM192 98H194V99H192ZM202 98V99H201ZM210 98V99H209ZM211 98H213V99H211ZM123 101H122V100ZM127 99V100H126ZM129 99H130V102H128V103H126L127 101H129ZM134 99H135V101H136V103L137 102H139V104L138 105H136V103H135V101H134ZM164 99H168L167 101H164ZM171 99V100H170ZM237 99V100H236ZM108 100H109V102H108ZM121 100V102H119ZM138 100H142L141 102L140 101H138ZM221 100V102H219ZM223 100V101H222ZM235 100H236V102H235ZM239 100V101H238ZM125 101V102H124ZM170 101V102H169ZM211 101V103H209ZM238 101V102H237ZM133 103V106H131L132 105V103ZM165 102V103H164ZM176 102L177 103H179V104H176ZM193 102V104H191ZM194 102H196V103H194ZM200 102V103H199ZM208 102V103H207ZM215 102H216V104H215ZM226 102H227V104H226ZM115 103V104H114ZM124 103V104H123ZM142 105H141V104ZM199 103V104H198ZM202 103H203V105H202ZM213 103V104H212ZM220 103V104H219ZM110 104L113 106H110ZM120 104H121V106L123 105V107H121L120 106ZM130 104V105H129ZM163 104H164V106H163ZM180 104H182V105H180ZM184 104V105H183ZM189 104V105H188ZM210 104V105H209ZM215 104V105H214ZM224 104V105H223ZM225 104H226V106H225ZM238 106H237V105ZM127 105V106H126ZM129 105V106H128ZM173 105H175L174 107H173ZM198 105H199V107H198ZM205 105H206V107H205ZM208 105V106H207ZM212 105V106H211ZM228 105H230V106H228ZM106 106V107H105ZM116 106V107H115ZM119 106H120V108H122L121 109V111H120V109H119ZM135 106L137 107V108H135ZM139 106V107H138ZM211 106V107H210ZM222 106H223V108H222ZM232 106V107H231ZM236 106H237V109H236ZM105 107V108H104ZM127 107H128V109H127ZM140 107H141V109H140ZM143 107V108H142ZM169 107V108H168ZM172 107V108H171ZM191 107V108H190ZM209 107V108H208ZM132 108H133V110H132ZM159 108V109H158ZM164 109V110H162V109ZM189 110L190 109V111L187 113V109ZM195 108V109H194ZM210 109V110H208V109ZM220 108V109H219ZM228 108H229V110H228ZM234 109V111H232L233 109ZM119 109V110H118ZM126 109V110H125ZM137 109H139V110H137ZM145 110V112H144V110ZM165 109H169V111L167 110V112H170L171 110V112L170 113H168L167 114V112H166V110ZM179 109H180V111H179ZM192 109V110H191ZM198 109H200V110H198ZM209 111H207V110ZM215 109V110H214ZM217 109V110H216ZM223 109L225 110L224 112H223ZM110 110V111H109ZM124 110H125V112H124ZM128 110V111H127ZM142 110V111H141ZM156 110V111H155ZM158 110V111H157ZM162 110V111H161ZM213 112H212V111ZM220 110V111H219ZM235 110H237V112L235 111ZM115 113V114H117V115H114L113 114V112ZM116 111H117V113H116ZM123 111V112H122ZM137 111H140V112H137ZM151 111V113H149ZM184 111H186V112H184ZM201 111H203L202 113H201ZM121 112V114H119V113ZM142 112V113H141ZM162 112H166V113H162ZM197 112V113H196ZM200 112V113H199ZM219 112V113H218ZM230 112V113H229ZM132 113V114H131ZM146 113H147V115H146ZM152 113H154L153 115H152ZM157 113V114H156ZM175 115H174V114ZM178 113L180 114V115H178ZM185 113V114H184ZM187 113V114H186ZM211 113V117H210V114ZM213 113H214V115H213ZM226 113H227V115H226ZM229 113V114H228ZM110 114L112 115V117L110 116ZM119 114V115H118ZM149 114H151V116L152 117H148V116H150ZM182 114H184L183 115V117L181 116ZM191 114V115H190ZM199 114V115H198ZM208 114V115H207ZM122 115V117H120ZM132 115V116H131ZM135 115V116H134ZM137 115V116H136ZM139 115V116H138ZM166 115H168V117L166 116ZM185 115H189V116H186V117H184ZM195 115V116H194ZM204 115V116H203ZM225 115V116H224ZM237 115V116H236ZM116 116V117H115ZM140 116H141V118H143V119H140ZM180 116H181V119H180ZM197 116V117H196ZM208 116H209V119H207L208 118ZM216 116V117H215ZM218 116H221V118L220 117H218ZM234 116V117H233ZM236 116V117H235ZM110 117V118H109ZM119 117V118H118ZM136 117V118H135ZM137 117H138V119H137ZM156 117V118H155ZM189 117V118H188ZM224 117V118H223ZM105 118V119H104ZM117 118V119H116ZM121 118V119H120ZM133 118V119H132ZM135 118V119H134ZM146 118V119H145ZM149 118V119H148ZM152 118V119H151ZM175 118V119H174ZM179 119V120H177V119ZM214 118V119H213ZM110 119V120H109ZM119 119V120H118ZM137 119V120H136ZM158 119V120H157ZM164 119V120H163ZM186 119H188V120H186ZM192 119V120H191ZM218 119V120H217ZM220 119H222L221 121V123H220ZM225 119V120H224ZM231 119V120H230ZM233 119V120H232ZM105 122H104V121ZM114 120V121H113ZM116 120V121H115ZM168 120V121H167ZM191 120V121H190ZM204 120V121H203ZM207 120V121H206ZM110 121H111V124H109L110 123ZM137 121H138V123H137ZM141 121L143 122V123H141ZM164 121V122H163ZM173 121V122H172ZM179 121V123H180V125H175V123L174 122H178ZM185 121V122H184ZM189 121L191 122V124L189 123ZM194 121V122H193ZM214 121V122H213ZM219 121V124H217L216 125V123ZM224 121V122H223ZM230 121V122H229ZM98 122V121H97ZM160 122V123H159ZM193 122V123H192ZM213 122V123H212ZM113 123H115V125L113 124ZM150 123V124H149ZM156 123L158 124V125H156ZM164 123V124H163ZM205 123V124H204ZM208 123V124H207ZM228 123H229V125H228ZM235 123V124H234ZM113 124V125H112ZM136 124H138L139 126L137 127L136 126ZM154 124V125H153ZM173 124V125H172ZM204 124V125H203ZM212 124V125H211ZM263 124V125H262ZM113 127V126H115V127H113V128H115V129H113L111 126ZM147 125V126H146ZM186 125V126H185ZM202 127H201V126ZM232 125H234L233 127H232ZM236 125V126H235ZM141 126V127H140ZM150 128H149V127ZM165 126H167V127H165ZM183 126H185V127H187V128H185V127H183ZM201 128H200V127ZM211 126V127H210ZM214 126H215V128H214ZM237 126H238V128L240 129H238L237 128ZM240 126V127H239ZM145 127V128H144ZM198 127V128H197ZM207 127L209 128L208 130H207ZM236 127V128H235ZM259 127H260V129H259ZM112 128V129H111ZM148 128V129H147ZM155 128H157V129H155ZM161 128H165V132L163 131V129H161ZM180 128H184V129H186V130H184V129H182V130H184V131H182ZM203 128H205V130L203 129ZM229 128H230V130H229ZM233 128V129H232ZM127 129V130H126ZM158 129H159V131H160V133H159V131H158ZM171 129V130H170ZM211 129H212V131H211ZM228 130V132L229 133H227V130ZM232 129V130H231ZM113 130V131H112ZM114 130H116V131H114ZM119 131V133H118V131ZM141 130V131H140ZM144 130V131H143ZM162 130V131H161ZM169 130V131H168ZM175 130V131H174ZM207 130V131H206ZM216 132V133H214V135H217V136H214L213 135V132L214 131ZM241 130L243 131V133L241 132ZM246 130H247V132H246ZM254 131V134H253V131ZM257 130V131H256ZM259 130V131H258ZM262 130V131H261ZM108 131V132H107ZM125 131V132H124ZM152 133H151V132ZM171 131H173V132H171ZM181 131V132H180ZM186 131V132H185ZM200 131V132H199ZM203 131H205V132H207L208 134H206L205 132H203ZM211 133H210V132ZM221 131V132H220ZM251 131V132H250ZM113 132V133H112ZM114 132H116V133H114ZM144 132V133H143ZM197 132V133H196ZM226 132V133H225ZM233 133V134H231V133ZM235 132V133H234ZM246 132V133H245ZM256 132H257V134H256ZM262 132V133H261ZM125 133V134H124ZM140 133V134H139ZM151 133V134H150ZM167 135H166V134ZM169 133V134H168ZM177 133V134H176ZM187 135H186V134ZM196 133V134H195ZM198 133H201V135H203V133H204V136L202 137L200 134H198ZM211 135H213V137L212 136H210V134ZM218 133V134H217ZM221 133V134H220ZM237 133V134H236ZM242 133V134H241ZM259 133V134H258ZM114 134V135H113ZM122 134V135H121ZM182 134V135H181ZM189 134V135H188ZM205 134H206V136H205ZM221 136H220V135ZM255 134H256V136H255ZM124 135V136H123ZM143 135V136H142ZM152 135H153V137H152ZM163 135V136H162ZM166 135V136H165ZM194 135H195V137H197V138H193L194 137ZM219 135V136H218ZM224 135V136H223ZM230 135V136H229ZM231 135H232V137H231ZM242 135V136H241ZM246 135H249L248 137L246 136ZM252 135V136H251ZM261 135H262V137H261ZM141 136V137H140ZM183 136V137H182ZM185 136V137H184ZM188 136V137H187ZM209 136V137H208ZM222 136H223V139H222ZM235 136V137H234ZM246 136V137H245ZM250 136L252 137V140L250 139ZM257 136H259V137H257ZM122 137H125V139H126V141L122 138ZM128 137V138H127ZM136 137H137V139H136ZM144 139H143V138ZM146 137V138H145ZM147 137L149 138V140L147 139ZM172 137H173V139H172ZM183 139H182V138ZM212 137V138H211ZM218 137V138H217ZM230 137V138H229ZM238 137H239V139H238ZM118 138H119V140H118ZM134 138H135V141H134ZM151 138H153V139H151ZM181 138V139H180ZM185 138V139H184ZM193 138V139H192ZM201 138H204V140L206 141V143H208V141H209V144H206L205 146H204V144H205V141H203V139L201 140ZM210 138V139H209ZM215 140H214V139ZM220 138V139H219ZM228 138V139H227ZM246 138H248V139H246ZM116 140V142H113L112 140ZM122 139H123V141H122ZM172 139V140H171ZM222 139V140H221ZM225 139H227V140H225ZM232 139V140H231ZM249 139H250V141H249ZM114 140V141H115ZM127 140H128V142H127ZM130 140H132L131 142H130ZM141 140V141H140ZM144 140H146V142L144 141ZM160 140V141H159ZM162 140H164V141H162ZM166 140H168V141H166ZM176 140V141H175ZM188 140V141H187ZM211 140V141H210ZM229 140H230V142H229ZM239 141V143H238V141ZM248 140V141H247ZM119 141V142H118ZM160 143H159V142ZM162 141V142H161ZM171 141H173V142H171ZM180 141V142H179ZM202 141H203V143H202ZM215 141H217V142H215ZM220 141V142H219ZM236 141V142H235ZM244 141V142H243ZM256 141V142H255ZM259 141H263L262 143H259ZM118 142V143H117ZM132 142H134V144H131ZM141 142V143H140ZM151 142V143H150ZM219 142V144H217ZM224 142V143H223ZM231 142H233V144H229V143H231ZM235 142V143H234ZM243 142V143H242ZM253 142H255L256 144H258V145H256V144H254ZM258 142V143H257ZM123 143H125V144H123ZM129 143H130V145H129ZM143 143V144H142ZM155 143V144H154ZM193 145H191V144ZM198 143V144H197ZM213 143V144H212ZM223 143V144H222ZM226 143H227V146H226ZM114 144V145H113ZM120 144H122L121 146H120ZM129 146H131V147H129L128 148V145ZM154 144V145H153ZM158 145V148H157V145ZM170 144V145H169ZM215 144V145H214ZM242 144V145H241ZM245 144V146H243ZM250 144V145H249ZM262 146H261V145ZM118 145V146H117ZM133 145H135V147L133 148L132 146ZM142 147H141V146ZM148 145V146H147ZM189 145V146H188ZM197 145H199L198 147H196ZM220 145H222V146H220ZM225 145V146H224ZM233 145V146H232ZM236 145V146H235ZM248 145V146H247ZM252 145V146H251ZM260 145V146H259ZM137 146H139V147H137ZM147 146V147H146ZM153 146H154V148H153ZM169 146V147H168ZM257 146V147H256ZM114 147H115V149H114ZM124 147V148H123ZM149 147V148H148ZM196 149H195V148ZM201 147V148H200ZM207 147V148H206ZM219 148V149H217V148ZM228 147V148H227ZM236 147H237V149H236ZM244 147V148H243ZM247 147H249V148H247ZM250 147H255V148H250ZM128 148V149H127ZM147 148V149H146ZM169 148V149H168ZM200 148V149H199ZM223 148H226V149H223ZM241 148H243V149H241ZM126 149V150H125ZM130 149H132V150H130ZM135 149H137V152H136V150ZM143 149V150H142ZM157 149V150H156ZM162 149V150H161ZM165 149H166V151H165ZM206 151H205V150ZM208 149V150H207ZM222 151H221V150ZM110 150V151H109ZM134 150V151H133ZM139 150V151H138ZM146 150V152H142V151H145ZM227 152H226V151ZM228 150H230V151H228ZM241 150V151H240ZM243 150V151H242ZM245 150V151H244ZM253 150V151H252ZM255 150V151H254ZM129 151H131V152H129ZM141 151V152H140ZM147 151H148V153H147ZM197 151V152H196ZM221 151V152H220ZM232 151V152H231ZM113 152V153H112ZM157 152V153H156ZM210 152V153H209ZM211 152H212V154H211ZM235 152V153H234ZM258 152V153H257ZM144 153V154H143ZM198 153V154H197ZM201 153H203V154H201ZM205 153H206V155H205ZM207 153H208V155H207ZM230 153H231V155H230ZM249 153V154H248ZM254 153H256V155H260V156H256ZM136 154H139L140 156H138V155H136ZM235 154H236V156H235ZM242 154V155H241ZM250 154H252V155H250ZM262 154V155H261ZM113 155H115V156H113ZM150 155V156H149ZM195 155H197V156H195ZM202 157V158H200V156ZM205 155V156H204ZM211 155V156H210ZM218 157H217V156ZM225 155H226V158L224 159V157H225ZM161 156V157H160ZM199 156V157H198ZM210 156V157H209ZM220 156V157H219ZM224 156V157H223ZM237 156H238V158H237ZM246 156V157H245ZM147 157V158H146ZM195 157H196V159H195ZM234 157H236V159L234 158ZM243 158V160L245 159L246 161V164L248 165H246L245 164V162L242 160V158ZM250 157V158H249ZM256 157V158H255ZM261 157V158H260ZM206 158H209V159H206ZM219 158V159H218ZM225 160V162H224V160ZM255 158V159H254ZM109 159V160H108ZM120 159V162L121 163H119V160ZM146 159V160H145ZM164 159V160H163ZM198 159V160H197ZM200 159H203V160H201L200 161ZM205 159H206V161H205ZM212 160V161H208V160ZM217 159V160H216ZM222 159V160H221ZM248 159V160H247ZM114 162H113V161ZM161 160V161H160ZM195 160V161H194ZM226 160H227V162H226ZM257 160L258 161H262L261 163L260 162H257ZM124 161V162H123ZM220 163H219V162ZM230 161V162H229ZM236 161V162H235ZM243 161V162H242ZM249 161V162H248ZM253 161V162H252ZM197 164H196V163ZM200 162V163H199ZM203 162V163H202ZM206 162V163H205ZM239 162V163H238ZM251 162V163H250ZM205 163V164H204ZM207 163H209L208 165H207ZM233 163V164H232ZM237 163V164H236ZM258 163V164H257ZM260 163V164H259ZM124 164V165H123ZM213 164H215V165H213ZM227 164V165H226ZM230 164V165H229ZM243 164V165H242ZM117 165H119L118 167H116ZM207 165V166H206ZM220 165V166H219ZM263 165V166H262ZM200 166H202V167H200ZM212 166V167H211ZM213 166H215L214 167V169H213ZM218 166H219V168L221 169V172L223 173V175H221L220 177H219V175H217L218 173H217V171H220V169H218ZM226 166H227V168H226ZM230 166V167H229ZM239 168H238V167ZM243 166V167H242ZM245 166V167H244ZM258 166V167H257ZM116 167V168H115ZM120 167H122V168H120ZM203 167H205V168H203ZM208 167V169H206ZM217 167V168H216ZM236 167V168H235ZM248 167V168H247ZM252 167V168H251ZM244 168H245V170L247 171H244ZM252 170H251V169ZM259 168V169H258ZM236 169H238V170H236ZM255 169V170H254ZM199 170V171H198ZM205 170V171H204ZM223 170V171H222ZM231 170H233V171H235V172H233V171H231ZM241 170H243V171H241ZM260 170V171H259ZM209 171V172H208ZM228 171H229V174H228ZM240 171V172H239ZM118 172V173H119ZM226 172V173H225ZM238 172V173H237ZM251 172H253L252 174H251ZM207 173V174H206ZM236 173H237V175H236ZM246 173H248L249 174V176H248V174H246ZM226 174H227V176H226ZM217 175V176H216ZM253 175H256V176H253ZM217 178H216V177ZM226 177V178H224V177ZM234 176H236V177H234ZM244 176V177H243ZM251 176H253V177H251ZM195 177V179H193ZM241 177V178H240ZM259 177V178H258ZM186 178V179H185ZM212 178V179H211ZM215 178H216V180H218V181H216L215 180ZM222 178V179H221ZM227 178H228V181H227ZM237 178V179H236ZM238 178H240V179H238ZM257 178V179H256ZM196 179H198V180H196ZM215 181H214V180ZM224 179V180H223ZM230 179V180H229ZM253 179H254V181H253ZM260 179V180H259ZM121 180H123V178L121 179ZM232 180V181H231ZM239 180V181H238ZM191 181V182H190ZM199 181V182H198ZM222 181V183H220ZM230 181H231V183L233 182V184H231L230 183ZM257 181V183H259V184H257V183H255ZM262 181V182H261ZM213 182V183H212ZM214 182H217V183H214ZM238 182V183H237ZM123 183V181L121 182V184ZM188 183V184H187ZM195 183V184H194ZM197 183V184H196ZM252 183H253V185H252ZM255 183V184H254ZM123 184H125V183H123ZM191 184L193 185V186H195V187H191ZM215 184V185H214ZM230 184V185H229ZM232 185V186H231ZM198 187V189H197V187ZM214 186V187H213ZM223 186V187H222ZM234 186V187H233ZM257 188H256V187ZM217 187V188H216ZM223 188L222 189V193H220L218 196H217V193L219 192V188ZM225 187H226V189H225ZM177 188V187H176ZM195 188V189H194ZM235 188H236V190H235ZM202 189V190H201ZM199 190V191H198ZM230 190V191H229ZM192 191V192H191ZM224 191H226V192H224ZM237 193H236V192ZM194 192V193H193ZM212 192H216V193H212ZM234 192V193H233ZM228 193V194H227ZM230 193V194H229ZM117 194H118V192H117ZM198 194H199V196H198ZM215 194V195H214ZM201 195V196H200ZM213 196V197H212ZM217 196V197H216ZM222 196H225V197H227V196H229V197H227V198H224V197H222ZM201 197V198H200ZM207 197V198H206ZM211 197V198H210ZM218 197H220L219 199H217ZM199 198V199H198ZM215 198V199H214ZM233 198V199H232ZM244 198V199H243ZM246 198V199H245ZM206 199V200H205ZM208 199H210V200H208ZM217 199V200H216ZM223 201H222V200ZM232 200V201H231ZM235 200V201H234ZM213 201L215 202V203H213ZM245 201V202H244ZM203 202V203H202ZM207 202V203H206ZM217 202V203H216ZM220 202V203H219ZM223 202V203H222ZM250 202H252V205H251V203ZM254 202V203H253ZM211 203V204H210ZM212 203H213V205H212ZM222 203V204H221ZM231 203V204H230ZM242 203L244 204V205H242ZM211 205V206H209V205ZM216 204V205H215ZM229 204V205H228ZM234 204V205H233ZM238 204H240L239 206L240 207H237L238 206ZM245 204H247V205H245ZM254 204H255V206H254ZM221 205V206H220ZM210 207V209H209V207ZM229 206H230V208H229ZM250 206H252V207H250ZM244 207V208H243ZM258 207V208H257ZM228 209V211H227V209ZM236 208V209H235ZM240 208V209H239ZM242 208V209H241ZM249 208V209H248ZM113 207L112 208H110L109 209V213L111 214V212L110 211H112V213L114 212L113 210ZM225 209V210H224ZM230 210V211H229ZM236 210H238V211H236ZM243 210V211H242ZM247 210V211H246ZM225 211V212H224ZM235 211L237 212V213H235ZM249 211V212H248ZM242 212V213H241ZM246 212H247V214H246ZM250 212H252L251 214L253 215H251L250 214ZM254 212V213H253ZM258 212H259V214H258ZM226 213V214H225ZM235 213V214H234ZM229 214H230V216H229ZM234 214V215H233ZM239 215L238 217L236 216V215ZM240 214H242V215H240ZM258 214V215H257ZM243 215H245V216H243ZM250 215L253 217V219L255 220H253L252 219V217L250 218ZM260 215V216H259ZM236 216V217H235ZM241 216V217H240ZM262 219H261V218ZM223 218V219H222ZM243 218V219H242ZM247 218V219H246ZM256 218H257V220H256ZM115 218H113V220H114ZM169 219H171V220H169ZM234 219H236V220H234ZM245 219V220H244ZM249 219V220H248ZM259 219V220H258ZM173 220V221H172ZM234 220V221H233ZM239 220V221H238ZM178 221V222H177ZM225 221V222H224ZM242 221H244V222H242ZM248 221V222H247ZM253 221V222H252ZM260 221H262V222H260ZM118 221L115 219L114 221H113V223L114 224H116ZM167 222V223H166ZM177 224H176V223ZM224 222V223H223ZM227 222V223H226ZM240 222H241V224H240ZM260 222V223H259ZM169 223V224H168ZM171 223V224H170ZM173 223H175V224H173ZM232 223V224H231ZM244 223V224H243ZM248 223V224H247ZM256 224V225H253V224ZM140 224H142V225H140ZM173 224V225H172ZM223 224H224V226H223ZM236 224V225H235ZM247 226H246V225ZM252 224V225H251ZM148 225V226H147ZM151 225V226H150ZM157 227H156V226ZM163 225V226H162ZM178 225V226H177ZM181 225H183V227L181 226ZM226 225V226H225ZM242 225H244L243 227H242ZM250 227H249V226ZM28 224L27 225H25L24 227H25V229H27L28 228ZM143 226V227H142ZM155 226V228H153ZM219 226V227H218ZM238 226V227H237ZM251 226H253V227H251ZM145 227V228H144ZM159 227V228H158ZM161 227H162V229H161ZM171 227H173L172 229H174V230H172L171 229ZM193 227V228H192ZM232 227H233V231H232ZM235 227V228H234ZM239 227H240V229H239ZM247 227V228H246ZM250 229H249V228ZM257 229H256V228ZM150 228V229H149ZM166 228V229H165ZM171 229V230H168V229ZM176 228H177V230H176ZM178 228L180 229V230H178ZM183 230H182V229ZM200 228V229H199ZM210 228V229H209ZM212 228V229H211ZM226 228V229H225ZM228 228V229H227ZM255 228V229H254ZM9 229V228H8ZM8 229H5L4 230V232H7V231H9V232H11L10 231V229L8 230ZM142 229V230H141ZM145 229V230H144ZM159 229H160V231H162V232H160L159 231ZM165 229V230H164ZM214 229V230H213ZM221 229H222V231H221ZM166 230H167V232H166ZM220 230V231H219ZM235 230V231H234ZM142 231V233H140ZM145 233H144V232ZM150 231H151V233H150ZM181 231V232H180ZM183 231L184 232H186V233H183ZM225 231H226V233H225ZM247 233H246V232ZM254 231V232H253ZM0 232L1 233H3V229H0ZM133 232H135V233H133ZM139 232V233H138ZM149 232V234H147ZM159 232V233H158ZM172 232V233H171ZM189 232V233H188ZM198 232V233H197ZM205 232V233H204ZM218 232V233H217ZM241 232V233H240ZM244 232V233H243ZM138 233V234H137ZM173 235H171V234ZM191 233V234H190ZM193 233V234H192ZM213 233V234H212ZM222 233V234H221ZM232 233V234H231ZM8 234V233H7ZM45 234V235H44ZM43 234V240L45 241V240H47V238H49V236L48 237H46L47 236V232L46 233H44ZM133 234V235H132ZM136 234V235H135ZM140 234V235H139ZM147 234V235H146ZM152 234V235H151ZM167 234V235H166ZM185 234H186V236H185ZM248 234V235H247ZM143 237H142V236ZM172 236V237H174L173 239H172V237H169V236ZM178 235V236H177ZM180 235V236H179ZM210 235V236H209ZM235 235V236H234ZM253 235V236H252ZM136 236V237H135ZM147 236H149V237H147ZM164 236V237H163ZM203 236V237H202ZM224 236V237H223ZM239 236L241 237V238H239ZM132 237V238H131ZM144 238L145 239V237L146 238H151L150 240L149 239H142V238ZM166 237V238H165ZM197 239H196V238ZM128 238V239H127ZM135 238V239H134ZM138 238V239H137ZM180 238V239H179ZM198 238H200L199 240H198ZM232 238V239H231ZM242 238H244V239H242ZM131 239V240H130ZM170 239H171V241H173V242H171L170 241ZM175 239H177V241L175 240ZM194 239V240H193ZM213 239V240H212ZM219 239V240H218ZM221 239V240H220ZM230 239V240H229ZM248 239V240H247ZM133 240V241H132ZM138 240V241H137ZM144 241V242H141V241ZM166 240H167V243H166ZM183 240H185V242L183 241ZM225 240V241H224ZM237 240V241H236ZM242 240V241H241ZM124 241V242H123ZM126 241V242H125ZM137 241V242H136ZM147 241V242H146ZM149 241V242H148ZM169 241V242H168ZM183 241V242H182ZM197 241V242H196ZM199 241V242H198ZM220 241V242H219ZM222 241V242H221ZM120 242V243H119ZM179 242V243H178ZM182 242V243H181ZM190 242V243H189ZM193 242H195V244L193 243ZM229 242H230V244H229ZM125 243L127 244V246L125 245ZM130 243V245H128ZM134 243H136V246H135V244ZM145 243L147 244V246H145ZM164 243H166V245L164 244ZM176 243V244H175ZM193 243V244H192ZM198 243V244H197ZM221 243V244H220ZM223 243V244H222ZM226 243V244H225ZM228 243V244H227ZM238 243V244H237ZM74 244V245H73ZM143 245L142 247H141V245ZM172 244V245H174V246H170V245ZM185 246H184V245ZM199 244H200V246H199ZM220 244V245H219ZM64 245V247H67V248H71V250H77L78 249V247H80L79 246V242H77L76 241V243H75V241L74 240H69L68 242H66V243H64L63 244ZM78 245V246H77ZM169 247H168V246ZM189 247H188V246ZM196 245V246H195ZM239 245V246H238ZM252 245V246H251ZM120 247V249H119V247ZM187 246V247H186ZM199 246V247H198ZM203 246L205 247L204 249H203ZM214 246V247H213ZM228 246V247H227ZM231 246H232V248H233V250L231 249ZM247 246V247H246ZM128 247V248H127ZM139 247V248H138ZM148 247V248H147ZM172 247V248H171ZM176 249H175V248ZM241 247V248H240ZM255 247H256V250H255ZM73 248V249H72ZM87 248H89L88 250H87ZM91 248V249H90ZM92 248H94V246L93 245H88V246H86L85 247V249H84V254L82 255V256H80V258H79V260H82V262L80 261L79 262V260H78V264H93V263H96V261H95V257L97 256V254H96V250H95V248L94 249H92ZM118 248V249H117ZM142 248V249H141ZM146 250V252H145V250ZM192 248V249H191ZM211 248H214V249H211ZM253 248V249H252ZM122 249V250H121ZM137 249H139L140 251H141V253H140V251L139 250H137ZM148 249V250H147ZM158 249V250H157ZM160 249V250H159ZM164 249V250H163ZM237 249H240V251L239 250H237ZM251 249V250H250ZM124 250V251H123ZM129 250V251H128ZM152 250V251H151ZM155 250H157V252L159 253H157V252H155ZM168 250V251H167ZM186 250H187V252H186ZM194 250V251H193ZM204 250H209L208 252H210L209 254H208V252H205ZM214 250V251H213ZM218 250H219V252L221 253V254H218L219 252H218ZM225 250V251H224ZM228 250H229V252H228ZM235 250H237V251H235ZM250 250V251H249ZM115 251V252H114ZM119 252V253H117V252ZM123 251V252H122ZM149 251H151V252H149ZM160 251L161 252H163V253H160ZM172 253H171V252ZM193 251V252H192ZM201 251H202V253H201ZM216 251V252H215ZM224 251V252H223ZM233 251H235V252H233ZM244 251V252H243ZM253 251V252H252ZM87 252H90V253H87ZM144 252V253H143ZM165 252V253H164ZM186 252V253H185ZM205 252V253H204ZM227 252V253H226ZM239 252V253H238ZM115 253H117V254H115ZM123 253V254H122ZM125 253V254H124ZM132 253V254H131ZM136 253V254H135ZM184 253H185V255H184ZM192 253V254H191ZM214 253V254H213ZM231 253V254H230ZM234 253V254H233ZM243 253V254H242ZM122 254V256L120 257V255ZM141 254H142V256H141ZM156 254V255H155ZM213 254V255H212ZM217 254V255H216ZM224 254V255H223ZM238 254V255H237ZM246 254V255H245ZM93 255H94V257H93ZM96 255V256H95ZM112 255H114V257L112 256ZM132 255H133V257H132ZM149 256L148 258H145V257H147V256ZM151 255V256H150ZM158 255V256H157ZM160 255V256H159ZM168 255V256H167ZM200 255V256H199ZM226 255V256H225ZM233 255H234V257H233ZM235 255H237V256H235ZM249 255V256H248ZM90 256V257H89ZM174 256H175V258H174ZM215 256H217V257H215ZM258 256V257H257ZM88 257V258H87ZM109 257H111V258H109ZM119 257V258H118ZM151 257H152V259H151ZM168 257V258H167ZM194 257V258H193ZM197 257V258H196ZM208 257V259L207 260H209V261H207L206 260V258ZM227 257H229V258H227ZM245 257V258H244ZM251 257V258H250ZM83 258V259H82ZM114 258V259H113ZM130 258V259H129ZM166 258V259H165ZM172 258H174V262H173V260L172 261H170ZM180 258V259H179ZM218 258H220V259H218ZM232 258V259H231ZM250 258V259H249ZM254 258V259H253ZM116 259H118V260H116ZM131 261H129V260ZM135 259L137 260V261H135ZM139 259H142V260H139ZM145 259H147V260H145ZM182 259V260H181ZM188 259V260H187ZM193 259V260H192ZM197 259H198V262H197ZM200 259V260H199ZM223 259V260H222ZM224 259H226V260H224ZM228 259V260H227ZM246 259V260H245ZM35 260V261H34ZM34 260H32V262H31V260L29 261V262H27V264H29V263H33V264H40V260L39 259H34ZM85 260V261H84ZM88 260V261H87ZM107 260V261H106ZM111 260V261H110ZM113 260H115V261H113ZM145 260V261H144ZM156 260V261H155ZM190 260V261H189ZM196 260V261H195ZM203 260V261H202ZM216 260V261H215ZM217 260H219V261H217ZM232 262H231V261ZM249 260V261H248ZM93 261V262H92ZM127 261V262H126ZM134 261V262H133ZM143 261V262H142ZM179 261V262H178ZM190 263H189V262ZM191 261H193V263H191ZM225 261V262H224ZM113 262V263H112ZM140 262V263H139ZM163 262V263H162ZM167 262V263H166ZM197 262V263H196ZM214 262V263H213ZM218 262V263H217ZM250 262V263H249ZM149 263V264H150ZM157 263H154V264H157Z\"/></svg>","mask_w":264,"mask_h":264}]
</instances>
